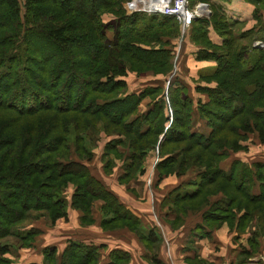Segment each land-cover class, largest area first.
Here are the masks:
<instances>
[{"label": "trees", "instance_id": "1", "mask_svg": "<svg viewBox=\"0 0 264 264\" xmlns=\"http://www.w3.org/2000/svg\"><path fill=\"white\" fill-rule=\"evenodd\" d=\"M1 1L6 7L4 12H7L8 17L17 23L16 27L20 26L19 0ZM188 1L190 6H193L190 0ZM71 2L73 0H68L63 4V8L68 7ZM26 15H29L28 19L30 15L31 18L35 16L36 19L32 18V27H27L29 32H25L23 39L16 33L3 35L4 37L0 38V51L1 48L11 47L13 50L18 48L17 51L12 50L8 57H0V77L6 80L16 74L17 67L21 69L19 73L28 71L30 65L33 67V56L27 55L26 49L27 47L28 51L33 49L29 45L31 41L29 35L43 40L40 43L52 45L54 49L59 46H65L66 49L73 48L81 39L79 34H74L75 29L81 26V21L74 27L72 23L75 22L67 19L49 22L44 20L41 14L36 13L34 7H31ZM121 20L123 24H129L131 33H128V37L139 36L140 39H147L148 42L155 39L156 42L160 40L164 44L162 37L178 34L180 28L175 16L159 12L137 11L130 16L124 15ZM209 26H212L222 38L220 45L210 40ZM259 30L261 33H258V36L261 34L264 37V24ZM188 34L192 42L204 46L197 53L198 58H208L216 62L214 72L208 77L210 81L213 79L215 84L201 88L208 94V100L198 105L199 116L204 119L209 131L205 134L192 128V99L183 84L176 81L177 86L170 89L166 99L162 93L151 88L141 93H124L119 89L126 87V80L117 77L126 76L127 69L125 65H116L113 60H109L110 62L107 63H99V67L95 69V75L99 77L95 83L109 90L99 93L111 96L94 102L90 111L98 117L96 122L104 121L106 129L109 130L110 126L117 127L113 132L117 131L119 138L107 142L105 153L110 151L115 153L120 145H126L131 151L132 158L126 169L129 173L139 169L145 172L146 169L141 167L143 164L141 161L149 148L153 150L156 148L158 151L159 157L153 173L157 170L159 177L172 172L183 173L190 167H199L198 180L194 182L193 189L188 192H178L175 196V204L180 208L200 207L208 203L209 196L221 192L222 198L210 205L205 212V219L218 224L222 222L230 224L235 219L234 211L242 212L237 227L248 224L250 219L256 220L259 229L254 231V234L256 233L257 236L260 233L264 236V163H256L251 168L241 160H234L228 172L222 170L219 165L227 150L237 151L244 148L240 141L245 140L250 132H255L260 143L264 144V48L248 42V35L245 32L235 36L225 16L217 11H212L209 19L204 16L195 18ZM126 42L133 52L140 50L143 54L159 55L161 59L156 60L155 63L163 64L164 67L169 64L172 57V51L163 46L153 50L152 47H140L130 40ZM102 49L104 50L103 46ZM97 50L98 57L100 48ZM4 52L2 51L1 55L7 53ZM18 60L21 61L17 65ZM64 63V59L51 63L56 75L53 79L55 84L50 82V88L45 89L43 84L33 83L35 78H30L20 85L21 90L29 91L30 85L40 88V90L34 88V91L29 92L31 97L38 98L39 102L29 106L30 113L36 114L49 108L62 112L78 110L65 105V100L61 101V96L59 93L57 95L56 91L52 93V99L44 96L46 90L50 94L53 88H58L64 83L65 92L72 88L73 77L64 81L66 68H61ZM48 67L50 66L45 69L36 66L45 74L48 73ZM6 84L8 88L16 86L14 83L9 85L6 81L0 92L3 98L0 100V107L5 105L3 91ZM21 90L20 97L25 98ZM87 94L85 93L86 97L89 96ZM67 96L70 97L71 93L67 92ZM148 96L152 97V103L147 113L141 114L140 105ZM14 106L16 107V103L6 104L8 108ZM84 110L80 109L83 112L87 111ZM83 125V122L81 125L76 123L74 143L60 133L57 137H53V143H24L26 151L14 155L13 161H9L10 155L6 151L10 143L3 140V136L0 135V140H3L0 142V208L13 215L8 220L5 217V222L0 224V264L4 262L11 264L4 257L9 253L8 243L2 242L7 236L17 237L22 247H27L39 235L40 232L35 229L26 230L23 234L22 228L19 227L24 222L45 218L48 225L54 226L58 220L68 219L67 188L71 184L75 186L71 204L84 213L82 217L84 224L92 223L94 201L102 200V211L108 218L105 219L108 223H103V226L139 228L138 218L120 203L83 162L84 159H91L93 156L89 144L91 142L87 132L83 130ZM57 129L58 127L53 129V135ZM32 144L36 149L31 150ZM37 148L43 151H38ZM254 178L260 183L258 194L251 193ZM149 235L154 236V231ZM127 259L126 254L116 251L111 254L110 262L106 264H126ZM42 264L105 263L101 262L98 246L71 241L60 255L55 246L45 248Z\"/></svg>", "mask_w": 264, "mask_h": 264}, {"label": "crops", "instance_id": "2", "mask_svg": "<svg viewBox=\"0 0 264 264\" xmlns=\"http://www.w3.org/2000/svg\"><path fill=\"white\" fill-rule=\"evenodd\" d=\"M190 2L192 7L199 6L202 16L208 19L212 11L222 13L234 35L245 32L248 42L261 33L259 29L264 24V0ZM205 11L211 13L204 14ZM188 36L181 50L186 58L180 60V66L185 71L184 74H178L177 80L186 87L192 99V128L206 134L209 128L199 116L198 105L208 100V94L201 88L214 85L208 77L216 62L208 58L199 59L197 53L204 46L195 44ZM208 36L217 45L221 44L222 38L212 26H209ZM149 108L150 104L143 111L140 108L141 114L147 113ZM114 138H119V135L108 136L100 143H89L93 156L83 162L120 203L138 218L139 228L103 226V223H108L105 221L108 218L103 214L102 200L94 201L93 221L84 224V213L71 204L74 186L70 185L67 188L68 219H60L54 226H50L43 218L29 227L27 230L35 229L40 233L30 246L8 257L11 258V264H42L45 248L55 246L60 255L71 241L98 246L101 262L105 264L110 262L111 254L116 251L127 255L126 264H264V236L260 233L255 236L254 231L259 229L256 220L250 219L248 224L237 227L242 212L236 211L235 219L230 224H218L205 219V212L210 205L222 198L221 192L209 196L208 203L200 207L180 208L175 204L178 192L193 189L194 182L198 180L199 167H190L179 174H163L161 177L155 170L150 187L147 174L154 163L156 152L149 148L143 157L141 167L146 169L145 172L139 169L129 173L126 169L132 158L126 145H120L115 153H105L107 142ZM240 142L243 149L226 151L219 162L222 170L228 172L234 160H241L251 168L256 163H264V144L260 143L255 132L248 133L247 138ZM158 157L159 154L157 160ZM259 186V181L254 178L251 193L258 194ZM151 231H154V236L149 235Z\"/></svg>", "mask_w": 264, "mask_h": 264}, {"label": "rangeland", "instance_id": "3", "mask_svg": "<svg viewBox=\"0 0 264 264\" xmlns=\"http://www.w3.org/2000/svg\"><path fill=\"white\" fill-rule=\"evenodd\" d=\"M67 1L68 0H30L29 2L28 0H19L21 24L16 27L17 23L8 17L7 12H4L6 7L0 0V38L4 37L3 35L16 33L17 35L19 34L21 39H23L25 32H29L28 28L32 27V18L33 20L36 19H34L35 16L31 18V15L28 19L29 15H26L31 7H34L35 12L41 14L44 20L49 22H57L60 19H67L70 20V22H75L72 23L73 27L78 26L79 21L82 23L81 26L74 31V34H79L81 39L70 49H66L65 46H59L54 49L52 45H49L48 43H40L43 42V40H38L35 36H31L28 33L31 37L29 45L33 49L30 51H28V47L26 49L27 55L33 56V67L30 65L28 71L26 70L20 73L18 71L21 69L17 67L15 70L16 74L9 80H6L2 76L0 77V92L4 88L3 85H5L6 81H8L9 85L12 83L16 84V86L12 88H8L6 84L3 91V94L5 95V101L3 104L5 105L0 107V135L3 136V140H7L10 143L6 150L7 154L10 155L9 161H13L15 158L14 155H18L21 151L22 153L26 151L24 143H53V137H57L59 133L67 136L70 139V142L74 143L77 122L78 125H81L82 122L84 123L82 126L83 130L85 133L87 132L91 143H100L108 136L118 134L117 131L113 132V130L117 128L116 126H110L109 130L108 128L106 129L104 121L100 120L96 122L98 117L95 116L96 114L94 115L90 112L93 109L94 102L100 101L103 97L111 96L99 93L101 91L107 92L109 90L108 88H104L100 85L98 86V84L95 83V81L99 79V77H96L97 75H95V69L99 67V63H107L110 62L109 60H113V63L116 65H125L127 75L124 77H117L119 79L123 78L127 83L126 87L119 89L120 91H123L124 93H141L144 90L151 88L154 89V91L162 93L164 99H166V95L170 92V89L177 86L176 81H178V74H184L185 69L180 66V60L186 58L182 51L183 46L187 42V38L189 39V27L184 33H182L180 26L178 34L162 37L161 40L164 44L160 40L156 42L155 39L148 42L147 39H140L139 36H133L132 38L128 37V33H131V31H129V24L127 25V23H124V25L121 20L124 15L130 16L134 12L143 11L142 8H144V6L141 4L136 5L137 0H73L68 7L63 8V4ZM135 5L138 10L133 9L136 8ZM146 12L149 13V11ZM210 13L205 11L204 14ZM135 30L136 29H134V31ZM136 33H138V31ZM257 36L254 40L250 39V43L264 48V37L261 36V34H259L258 37ZM129 40L140 45V47H152L153 50L158 49L160 46L168 48L172 51V57L169 60V64L164 67L163 64L159 65L155 63V61L160 60L161 57L154 53L143 54L140 50H135L134 52L131 51L129 43L127 44L126 42ZM102 46L104 47V50L102 49ZM97 48H100V61L98 60L99 56L97 57L96 53L98 51ZM12 50L11 47L9 49L1 48L0 55L2 54V51L7 53L0 57L6 58L10 56ZM14 50L17 51L18 48H15ZM61 59H64L65 61L61 68H66L64 69V81L66 78L73 77L74 82L72 88H69L65 92L66 89L64 87L66 84L64 83L58 88H53L50 94H48V91L46 90L44 96L52 99L51 95L56 91L57 95L59 93V96H61V101L65 100V105H70L78 110H67L62 112L58 109L49 108L48 110L38 111L36 114H33L32 112L30 113L29 111L31 110H28L29 106L34 102L36 104L39 103L38 98L31 97L30 91H34V88L40 90V88L30 85L29 91L27 89L21 90L22 88H19L20 85L25 81H29L30 78H35L33 83H41L45 89H47V87L50 88V82L55 84L53 79L56 75L51 63L60 61ZM19 61L21 60L16 62L17 65ZM77 61L79 62V65ZM35 65L38 67L41 66V68L45 67V69L47 66H50L51 68L48 67V73L45 74L43 71L37 69ZM214 68L215 66L211 68V74L214 72ZM187 72L189 71H186V73ZM117 78L115 80H117ZM211 81L214 82L213 79H211ZM9 89L10 92H8ZM20 90L24 93L25 98L20 97ZM67 92L71 93L70 97L67 96ZM85 93H88L87 95L89 96L86 97ZM66 96L67 98H64ZM1 99L3 98L0 95V100ZM151 99L152 97L148 96L143 100V104L141 103L140 105L142 111L147 109L148 105L152 103ZM8 103H16V107L8 108L6 107V104ZM84 107H86L85 110L88 112L84 110ZM81 108H83L85 112L80 111ZM57 127L58 129L55 131L57 134L55 133L53 135L52 131ZM3 140H0V142H3ZM157 143L159 142L157 141ZM31 147V150L36 149L34 144H32ZM37 150L40 151L41 149L37 148ZM41 151H43V149ZM154 151L156 152V158L154 159V163L147 175V180H150L149 182L147 181L150 187L152 186L153 170L155 169L158 155V151L156 149ZM9 206L12 207L10 204ZM5 217L8 220L11 219L13 215L8 214L6 211H2L0 208V224L5 222ZM39 220L41 221L43 218L36 219V221L30 220L31 222L26 221V223L24 222L19 228H22V232L25 234L24 232ZM2 242L6 244L8 243L9 245V253L4 257L10 262L11 258L8 257L19 254L22 248H27L24 246L22 247L20 241H18L17 237L13 235L7 236ZM14 262L17 261L14 260Z\"/></svg>", "mask_w": 264, "mask_h": 264}, {"label": "built area", "instance_id": "4", "mask_svg": "<svg viewBox=\"0 0 264 264\" xmlns=\"http://www.w3.org/2000/svg\"><path fill=\"white\" fill-rule=\"evenodd\" d=\"M133 9L138 10L137 7ZM142 9L143 11H148L146 7ZM199 10V6H190L188 0H169V2L161 8L159 13L175 16L181 26V32L184 33L186 29L190 27L192 21L195 18L201 17L203 15L202 11ZM149 13L157 12L149 11Z\"/></svg>", "mask_w": 264, "mask_h": 264}, {"label": "bare ground", "instance_id": "5", "mask_svg": "<svg viewBox=\"0 0 264 264\" xmlns=\"http://www.w3.org/2000/svg\"><path fill=\"white\" fill-rule=\"evenodd\" d=\"M168 2H169V0H137L136 5L141 4L144 7H146L147 9H161ZM136 5H135V7H136Z\"/></svg>", "mask_w": 264, "mask_h": 264}, {"label": "water", "instance_id": "6", "mask_svg": "<svg viewBox=\"0 0 264 264\" xmlns=\"http://www.w3.org/2000/svg\"><path fill=\"white\" fill-rule=\"evenodd\" d=\"M148 10V9H147ZM161 9H149L148 11L159 12ZM264 46V45H263Z\"/></svg>", "mask_w": 264, "mask_h": 264}]
</instances>
